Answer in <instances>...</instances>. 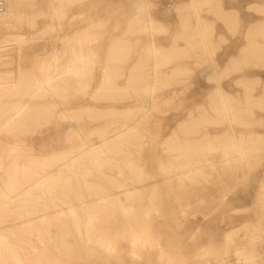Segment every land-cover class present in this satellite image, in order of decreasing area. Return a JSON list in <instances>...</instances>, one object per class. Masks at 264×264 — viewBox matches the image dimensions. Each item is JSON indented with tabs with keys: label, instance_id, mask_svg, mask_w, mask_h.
<instances>
[{
	"label": "rangeland",
	"instance_id": "rangeland-1",
	"mask_svg": "<svg viewBox=\"0 0 264 264\" xmlns=\"http://www.w3.org/2000/svg\"><path fill=\"white\" fill-rule=\"evenodd\" d=\"M2 16L0 81L20 83H0V264H264V0H7ZM184 144L198 168L177 167Z\"/></svg>",
	"mask_w": 264,
	"mask_h": 264
},
{
	"label": "bare ground",
	"instance_id": "bare-ground-1",
	"mask_svg": "<svg viewBox=\"0 0 264 264\" xmlns=\"http://www.w3.org/2000/svg\"><path fill=\"white\" fill-rule=\"evenodd\" d=\"M6 11H7V4H6ZM6 11L3 13V14H0V16L1 17H4V16H2V15H4L5 13H6ZM226 17H228V15L226 16ZM154 30V29H153ZM87 32V31H86ZM178 37V36H177ZM91 42H92V40H91ZM257 50V49H256ZM139 63H140V61H139ZM53 64V63H52ZM52 64H49L48 65V67H47V74H46V77H45V81L47 82H49V81H51L52 79H54V78H56V76H57V74H56V72H57V69H56V67H54V65H52ZM137 67L139 66V64H137L136 65ZM44 79V78H43ZM121 90V89H120ZM146 90V89H145ZM154 90V89H153ZM121 93V92H120ZM214 107V106H213ZM216 110V109H215ZM21 111V110H20ZM7 123V122H6ZM131 130H132V128H130ZM130 129H128V131L129 132H123V130L122 131H120V132H118L117 134H116V136H115V139H109V140H106V141H104L103 142V146L104 147H107L108 148V150H110V148H111V146H112V144H115L116 145V143H118L119 141H121V140H124V142H126V141H128L127 139H126V137L128 138V136L131 134L132 135V132H134V131H131ZM134 129V128H133ZM130 131H131V133H130ZM134 135V134H133ZM126 139V140H125ZM116 140H118V141H116ZM123 142V143H124ZM189 143V142H188ZM192 144V143H191ZM192 146V145H191ZM191 146L189 145V144H184V149H185V153H184V161L182 162V163H180L177 167L179 168V169H181V171H185V170H188V169H192V168H198L200 165H199V163L201 164V160H199V158H197L198 156H200V155H197V156H195L194 155V153L192 152V150H191ZM198 149V148H197ZM101 149L100 148H91L90 150H88V152H87V154L85 155V154H82V155H80L79 157H77V158H75L71 163H69L68 165H67V167L66 168H68V169H78V168H81L82 167V165H83V163H84V161L85 160H87V159H90L91 158V161L93 162V161H96V160H92V157H93V155L94 154H96V153H99V151H100ZM201 150H202V148H201ZM200 149H199V151H201ZM210 150V149H209ZM196 151L197 150H195V153H196ZM91 155V156H90ZM206 161H208L209 162V160L208 159H205ZM205 161V162H206ZM108 162H112V160L110 159V160H108ZM173 167V166H172ZM213 168V167H212ZM175 170V169H174ZM213 170V169H212ZM197 172L198 171H196V175H197ZM170 173V172H169ZM199 173V172H198ZM59 174V173H58ZM54 175V176H52V177H49L48 179H46L44 182H42L40 185H38V186H46V185H48L49 183H51L53 180H55V179H57L58 177H60V175ZM75 174V173H74ZM168 174V173H167ZM8 175H9V177L11 178V187H14V186H16L15 184H14V182H13V180H14V175H13V173H11V172H9L8 173ZM190 178L192 177V176H190L189 174H187ZM187 175H185L186 177H187ZM184 176V177H185ZM181 179V178H180ZM187 179H189V178H187ZM190 180H192V178L190 179ZM183 181V180H182ZM37 185H36V187H38ZM39 189V188H38ZM22 196V195H21ZM1 197L3 198V199H5V200H10V201H12L13 200V197H10L9 196V192L8 193H3L2 195H1ZM62 203V202H61ZM4 210V209H3ZM72 210V209H71ZM122 212V211H121ZM31 214H32V212H31ZM79 228V227H78ZM86 230V229H85ZM77 231V230H76ZM91 231V230H90ZM84 232H86V231H84ZM96 232V231H95ZM79 233V232H78ZM92 234V233H91ZM101 246H102V244H101ZM107 246V245H106Z\"/></svg>",
	"mask_w": 264,
	"mask_h": 264
},
{
	"label": "crops",
	"instance_id": "crops-1",
	"mask_svg": "<svg viewBox=\"0 0 264 264\" xmlns=\"http://www.w3.org/2000/svg\"><path fill=\"white\" fill-rule=\"evenodd\" d=\"M1 78V77H0ZM3 78V77H2ZM43 78L44 77H42L39 81H36V83H43ZM0 83H13V84H19L20 83V81H6V82H4V81H0ZM35 83V82H34ZM6 90H11V89H13V87L12 86H10V87H7V88H5ZM36 94H41V92H36ZM20 109H23V110H25V109H28V106H27V104H24V102H21V101H19L18 102V107H17V111L14 113V114H12L13 116L11 117V118H9V120L11 121V123L12 122H15L18 118H21V114L22 113H25V111H23V112H20V113H18V111L20 110ZM8 121V120H7ZM9 121V122H10ZM6 127L8 126L7 124H4ZM54 156L55 157H59L60 156V154L59 153H55V154H53V155H49V156H46V157H43V159H45V158H47V160H49V159H52V158H54Z\"/></svg>",
	"mask_w": 264,
	"mask_h": 264
},
{
	"label": "built area",
	"instance_id": "built-area-1",
	"mask_svg": "<svg viewBox=\"0 0 264 264\" xmlns=\"http://www.w3.org/2000/svg\"><path fill=\"white\" fill-rule=\"evenodd\" d=\"M7 0H0V14L6 11Z\"/></svg>",
	"mask_w": 264,
	"mask_h": 264
}]
</instances>
